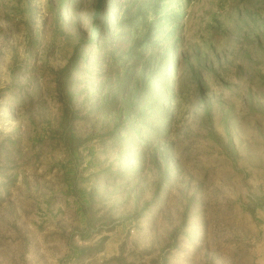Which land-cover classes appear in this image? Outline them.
<instances>
[{"label":"rangeland","instance_id":"rangeland-1","mask_svg":"<svg viewBox=\"0 0 264 264\" xmlns=\"http://www.w3.org/2000/svg\"><path fill=\"white\" fill-rule=\"evenodd\" d=\"M99 6L0 0V264H264V0Z\"/></svg>","mask_w":264,"mask_h":264},{"label":"trees","instance_id":"trees-1","mask_svg":"<svg viewBox=\"0 0 264 264\" xmlns=\"http://www.w3.org/2000/svg\"><path fill=\"white\" fill-rule=\"evenodd\" d=\"M111 3V0H100V6H99V10L97 11L96 13V16L99 17L100 15V18L102 17V12H103V9L109 5ZM104 27V29L107 28V25L106 24H103L102 25ZM98 34V33H96Z\"/></svg>","mask_w":264,"mask_h":264}]
</instances>
